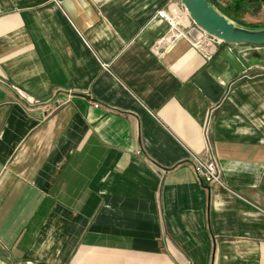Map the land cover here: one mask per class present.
<instances>
[{
	"label": "crops",
	"instance_id": "crops-1",
	"mask_svg": "<svg viewBox=\"0 0 264 264\" xmlns=\"http://www.w3.org/2000/svg\"><path fill=\"white\" fill-rule=\"evenodd\" d=\"M208 1L264 29L259 0ZM168 3L0 0V264H264V68L155 55Z\"/></svg>",
	"mask_w": 264,
	"mask_h": 264
},
{
	"label": "water",
	"instance_id": "water-1",
	"mask_svg": "<svg viewBox=\"0 0 264 264\" xmlns=\"http://www.w3.org/2000/svg\"><path fill=\"white\" fill-rule=\"evenodd\" d=\"M264 3V0H259ZM181 5L193 25L207 36L222 42L227 47L220 52V58L237 74H243L251 67L264 68V29L250 30L241 28L220 14L208 0H180ZM201 91L211 100H218L223 90L207 74L194 81Z\"/></svg>",
	"mask_w": 264,
	"mask_h": 264
},
{
	"label": "built area",
	"instance_id": "built-area-1",
	"mask_svg": "<svg viewBox=\"0 0 264 264\" xmlns=\"http://www.w3.org/2000/svg\"><path fill=\"white\" fill-rule=\"evenodd\" d=\"M156 17L167 25L168 30L155 41L152 47V52L155 55L170 51L180 40H187L196 49L201 47L202 40H210L219 45L223 44L207 36L188 22V16L180 0H170L165 8L157 12ZM95 106L97 107V105ZM193 169L195 175L204 185L211 186L220 183L221 173L214 159L200 160L194 158Z\"/></svg>",
	"mask_w": 264,
	"mask_h": 264
},
{
	"label": "rangeland",
	"instance_id": "rangeland-1",
	"mask_svg": "<svg viewBox=\"0 0 264 264\" xmlns=\"http://www.w3.org/2000/svg\"><path fill=\"white\" fill-rule=\"evenodd\" d=\"M169 2H170V0H169ZM259 13L261 12L260 10H257ZM260 26H264V21L261 23V25ZM253 49V51H255V50H257V49H261L262 51H264V48H252ZM261 54H262V52H260Z\"/></svg>",
	"mask_w": 264,
	"mask_h": 264
}]
</instances>
